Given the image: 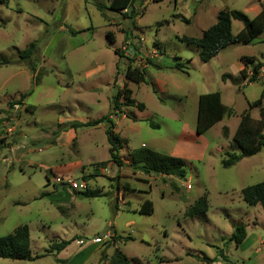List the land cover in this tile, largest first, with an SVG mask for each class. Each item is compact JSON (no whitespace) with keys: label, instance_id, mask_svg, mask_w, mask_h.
Segmentation results:
<instances>
[{"label":"rangeland","instance_id":"1","mask_svg":"<svg viewBox=\"0 0 264 264\" xmlns=\"http://www.w3.org/2000/svg\"><path fill=\"white\" fill-rule=\"evenodd\" d=\"M109 1L0 0V235L26 224L30 253L40 256L0 258V264H108L115 247L129 264H208L187 252L214 256L216 249L229 250L222 264H246L253 249H235L230 232L233 224H242L255 238V248L264 241L261 205H246L240 193L264 180V147L222 167L226 152H239L222 125L232 132L264 88V32L249 44L227 45L208 61L180 38L200 37L223 9L252 18L264 0H143L134 3L133 18L97 9L96 4ZM241 28V21L232 20L233 34ZM30 42L36 44L33 54L19 59ZM242 56L253 57L247 78L239 72ZM178 61L185 62L186 72L173 67ZM257 61L263 65L251 82ZM127 66L145 69L144 80H127ZM123 84L145 105L143 110L123 100L114 110L113 95ZM213 91L233 114L197 136L198 96ZM250 114L258 119L259 106ZM102 116L126 140L119 167L107 162L106 120L66 130L57 125ZM142 147L179 155L186 178L134 169L132 153ZM55 177L82 178L87 190L105 195L66 193L53 183ZM202 195L208 200L206 213L187 215ZM145 199L152 202L151 214L137 212ZM61 240L71 242L59 252L48 251Z\"/></svg>","mask_w":264,"mask_h":264},{"label":"trees","instance_id":"2","mask_svg":"<svg viewBox=\"0 0 264 264\" xmlns=\"http://www.w3.org/2000/svg\"><path fill=\"white\" fill-rule=\"evenodd\" d=\"M85 2L87 0H84ZM139 1L142 3L143 0H110L107 5L100 3L96 4L98 10L109 9L118 13L127 14L128 17L133 18L137 15L134 9V3ZM143 11V10H142ZM232 20H239L242 22V28L238 33H232ZM70 33L75 34L77 31L74 29H68ZM264 32V4L263 7L257 12L255 16L249 18L242 11L231 9V10H220L217 16L216 22L211 24L206 30H204L200 37H187L182 36L181 41L186 44H192L198 47L199 57L203 61H208L216 56L220 49L226 47L229 44L240 42L243 44L251 43L254 38ZM107 37L110 41L114 40L113 33L107 31ZM35 42H30L22 51L19 52V59L28 60L35 50ZM117 54V50H114ZM243 67L240 69V74L243 78L248 76L245 74V69L253 57L242 56ZM7 63V62H5ZM149 65H156L148 61ZM263 63L256 62L253 65L254 73L249 76L250 81L256 80V71L261 68ZM31 71L35 73L34 66H29ZM173 67L186 72L187 66L185 62H175ZM118 70L114 81L116 80ZM39 71L34 74L36 80L39 78ZM145 69H139L137 67L127 66L125 71V78L136 83H140L144 80ZM154 91V88H153ZM264 98V88L261 90L260 95L257 99L249 103L247 109H245L238 121V124L232 134V142L239 148V152H226L225 156L221 159V166L224 168L230 167L236 164L245 157L255 155L264 147V106H261ZM120 100L124 101V105L135 106L140 110L145 108L142 102H137L132 97V90L123 84L113 95L114 110L118 108ZM254 106H259V118L254 119L250 114V109ZM233 111L230 107L223 104L221 96L218 91L206 92L199 94L197 99V114L195 121V134L197 136L202 135L215 123L222 120L224 117H230ZM135 119V118H134ZM104 120L108 122L105 127L106 139L109 144L108 153L110 158L107 162L114 163L117 167L121 166L122 161L119 158V150L123 144H126V140L119 136L118 133L114 132L112 122L109 117L102 116L93 121H72L68 123H58V127H65L61 130L68 128H78L80 126H95L102 123ZM147 120L148 124L153 128H158V124L151 119ZM223 135L228 134V128L224 126L222 128ZM106 164V161L101 162ZM130 165L145 174H160L167 176H175L179 179L186 178L185 161L183 158L178 156H172L163 154L158 151L142 147L138 150L133 151L131 156ZM50 172V170H49ZM47 179V174L45 175ZM173 187L177 189V185L173 184ZM83 197H97L105 195L100 190H85L76 192ZM243 202L248 206L261 205L264 213V180L255 184L245 186L240 191ZM152 202L148 199L144 200L138 208L137 212L140 214H151L153 212ZM208 209V200L205 195H202L187 209L186 214L189 216L204 215ZM246 236L245 227L242 224H233V231L230 235V240L234 241L235 244H239ZM120 238V236H118ZM129 239L130 237H125ZM71 240H61L50 244L49 252H59L63 250ZM220 252V250H219ZM197 258H202L206 262H210L211 259L203 255L191 254ZM222 255V254H221ZM40 257L39 255L32 256L30 253V233L29 227L26 224L18 225L4 235H0V258H7L12 260H31ZM162 260V259H161ZM108 264H129V258L118 248L115 247L113 253L108 259Z\"/></svg>","mask_w":264,"mask_h":264},{"label":"crops","instance_id":"3","mask_svg":"<svg viewBox=\"0 0 264 264\" xmlns=\"http://www.w3.org/2000/svg\"><path fill=\"white\" fill-rule=\"evenodd\" d=\"M223 120V119H222ZM221 121V120H220ZM219 121V122H220ZM227 126L226 124H223L222 126ZM237 126V125H236ZM236 128V127H235ZM235 128L233 129V131L231 132L229 127H228V137L227 139H231L232 137V134L235 130ZM178 157H180L178 155ZM244 159V158H243ZM242 160V159H241ZM240 160V161H241ZM239 161V162H240ZM238 163V162H237ZM68 193V192H66ZM128 200V199H127ZM146 200V199H145ZM143 203V202H142ZM141 203V204H142ZM258 205V204H257ZM256 206V205H255ZM140 207V206H139ZM233 231V228H231V232L230 234L232 233ZM245 231H246V236L244 237V239L239 243V244H236L237 246L235 247V249H240L241 252H245L247 251V249H253V251L251 252V254H249V256L246 257V261L249 263V262H253L256 263V264H264V241L260 240V242L258 243V246H256V248L254 247L256 240L255 238L251 239L252 236H249V233H248V230H247V227L245 228ZM251 239V240H250ZM250 240V241H249ZM223 251V252H222ZM188 253H191V254H197L195 252H188ZM222 254V255H221ZM230 253H229V250L226 249V251L224 250H215V255L214 256H206V255H203V256H206L207 258L211 259L210 262H208V264H222L221 260L223 261V259H225L226 257H229ZM251 255V256H250ZM201 256V255H200ZM246 262V264H247Z\"/></svg>","mask_w":264,"mask_h":264},{"label":"built area","instance_id":"4","mask_svg":"<svg viewBox=\"0 0 264 264\" xmlns=\"http://www.w3.org/2000/svg\"><path fill=\"white\" fill-rule=\"evenodd\" d=\"M53 183L55 185L60 186V190L62 191H70V192H79V191H85L87 190V182L84 179H72L69 177H55V179H53ZM186 187L189 189L190 188V184L187 183ZM110 228H112L110 226ZM107 235H110V232H107Z\"/></svg>","mask_w":264,"mask_h":264}]
</instances>
